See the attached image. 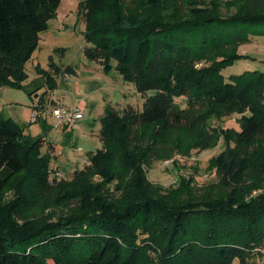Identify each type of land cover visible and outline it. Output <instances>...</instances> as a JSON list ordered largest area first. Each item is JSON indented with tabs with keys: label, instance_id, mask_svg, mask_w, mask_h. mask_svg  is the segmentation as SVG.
I'll return each mask as SVG.
<instances>
[{
	"label": "trees",
	"instance_id": "obj_1",
	"mask_svg": "<svg viewBox=\"0 0 264 264\" xmlns=\"http://www.w3.org/2000/svg\"><path fill=\"white\" fill-rule=\"evenodd\" d=\"M140 1L142 10L128 0L78 4L86 57L106 73L115 68L145 101L142 109L106 108L104 145L72 178L51 177L60 172V165L52 167L58 163L52 141L26 135L0 113V264H259L264 60L262 68L226 72L254 59L238 47L264 37V0L234 2L238 11L230 14L220 0ZM60 4L0 0V89L24 87L26 64ZM36 69L47 90L40 94L37 84L29 94L49 113V90L77 70L52 56L49 68ZM233 114L239 127L210 126ZM220 141L225 149L211 158L217 180L198 186L180 175L177 186L166 187L149 178L155 161L214 149ZM45 195L67 212L39 215Z\"/></svg>",
	"mask_w": 264,
	"mask_h": 264
},
{
	"label": "rangeland",
	"instance_id": "obj_2",
	"mask_svg": "<svg viewBox=\"0 0 264 264\" xmlns=\"http://www.w3.org/2000/svg\"><path fill=\"white\" fill-rule=\"evenodd\" d=\"M82 1V0H81ZM127 1V0H125ZM131 1L129 7L133 10H142L146 6L140 0ZM184 5L190 0H181ZM223 1L221 9L224 13L230 14L238 11V6L234 2L240 0H220ZM62 5L58 9L55 18L49 22L48 29L41 34L40 44L33 57L26 64V71L29 78L24 82V87L17 88L5 86L0 89V113L6 117H11L16 122L24 126V133L30 137L44 135L47 140L52 141L56 146V156L62 177L72 178V171L76 168H83L88 162V154L104 145L101 139V117L108 106L123 111L129 104L143 108L145 99L137 91L133 82L125 81L122 75L114 68L110 73H106L102 65L96 61L89 60L85 55V47L88 45L84 38L86 28L85 21L78 16L76 7L70 8V0H62ZM64 10L68 12L64 15ZM66 16V17H65ZM63 49V50H61ZM238 51L248 58L237 62L227 69L226 74L241 73L247 69L262 68L264 60V37H251V41L243 43L238 47ZM50 56L59 64L71 65L77 70V74H64L57 82L55 89H50L48 100H60L66 106L84 111L85 118L79 123L76 129L63 127L57 128L54 125V117L51 115V105L49 113L40 114V121L31 122V112L34 102L31 99L30 88L35 85H42L40 94L47 90L45 78L37 72V65L49 68ZM115 64V63H114ZM151 94V92L149 93ZM184 106V99L178 100ZM239 115L233 114L225 116L222 121L212 119L210 126L219 125L225 127H239L237 119ZM42 121L52 126V132L48 131L49 126H43ZM225 149V144L220 141L214 149H207L202 152L192 150L189 154L181 151L172 158L164 161H155L149 166L148 176L154 183H162L170 186L176 185L180 175L192 178L193 183L202 186L217 180L216 168L211 165V158L218 155ZM46 151V148H44ZM58 163H53L56 167ZM56 165V166H54ZM51 177H58L54 173ZM60 177V176H59ZM12 195V193L10 194ZM46 198L39 202V215H52L67 212L62 211ZM46 200V201H45ZM45 201L46 203H44ZM52 263V262H51ZM53 264V263H52ZM259 264L261 262L259 261Z\"/></svg>",
	"mask_w": 264,
	"mask_h": 264
},
{
	"label": "built area",
	"instance_id": "obj_3",
	"mask_svg": "<svg viewBox=\"0 0 264 264\" xmlns=\"http://www.w3.org/2000/svg\"><path fill=\"white\" fill-rule=\"evenodd\" d=\"M38 106L39 100L34 102V106L31 112V122H36L40 118L41 112ZM51 107L52 108L50 110V113L54 117V126L57 128L67 127L76 129L79 127V123L85 118L83 110L68 107L60 100H54ZM54 175L60 176L61 172H56ZM257 250L262 252V258L260 262L261 264H264V247L257 248Z\"/></svg>",
	"mask_w": 264,
	"mask_h": 264
},
{
	"label": "crops",
	"instance_id": "obj_4",
	"mask_svg": "<svg viewBox=\"0 0 264 264\" xmlns=\"http://www.w3.org/2000/svg\"><path fill=\"white\" fill-rule=\"evenodd\" d=\"M62 1V0H61ZM81 0H70V8L67 10V11H69L71 8H75L76 7V9H78V4H79V2H80ZM62 5V2H61V4H60V6ZM60 6H59V8H60ZM58 8V9H59ZM67 11H65L64 10V15H67V17H68V12ZM57 15H60L59 13H58V11H57ZM66 17V16H65ZM40 93V92H39ZM32 100L33 99H35V98H31ZM45 128V127H44ZM47 128H49V127H47ZM62 129H64V128H62ZM52 132V130L49 132V133H51ZM58 161V160H57ZM58 165H60L59 164V162H58ZM61 166V165H60ZM61 169H63V167L61 166Z\"/></svg>",
	"mask_w": 264,
	"mask_h": 264
},
{
	"label": "bare ground",
	"instance_id": "obj_5",
	"mask_svg": "<svg viewBox=\"0 0 264 264\" xmlns=\"http://www.w3.org/2000/svg\"><path fill=\"white\" fill-rule=\"evenodd\" d=\"M37 99V98H36ZM40 106V105H39ZM39 106H38V108H39ZM43 107V106H42ZM41 107V108H42ZM42 110V109H41ZM47 111V110H46ZM42 112H44L45 113V110L44 111H42ZM38 120H40V118L38 119ZM37 122V121H36ZM62 129V128H61ZM55 166V165H54ZM55 169H57V168H55ZM62 177V176H61Z\"/></svg>",
	"mask_w": 264,
	"mask_h": 264
}]
</instances>
